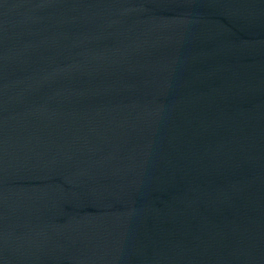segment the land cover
<instances>
[{"label":"water","instance_id":"1","mask_svg":"<svg viewBox=\"0 0 264 264\" xmlns=\"http://www.w3.org/2000/svg\"><path fill=\"white\" fill-rule=\"evenodd\" d=\"M0 264H264V0H0Z\"/></svg>","mask_w":264,"mask_h":264}]
</instances>
